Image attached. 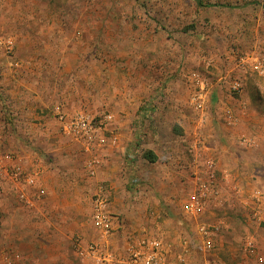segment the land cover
<instances>
[{"label":"rangeland","instance_id":"rangeland-1","mask_svg":"<svg viewBox=\"0 0 264 264\" xmlns=\"http://www.w3.org/2000/svg\"><path fill=\"white\" fill-rule=\"evenodd\" d=\"M3 3L0 37L13 45L0 46V153L29 171L54 160L84 176L87 155L62 133L58 112L90 113L106 141L126 147L123 202L129 221L146 225L131 242L159 234L179 264H264V212L255 215L256 193L264 197V0ZM203 181L218 194L190 218L184 204ZM21 203L9 183L0 193V264L43 257L31 244L38 224ZM202 225L214 232L211 247Z\"/></svg>","mask_w":264,"mask_h":264},{"label":"crops","instance_id":"crops-1","mask_svg":"<svg viewBox=\"0 0 264 264\" xmlns=\"http://www.w3.org/2000/svg\"><path fill=\"white\" fill-rule=\"evenodd\" d=\"M3 1L5 0H0V12L4 7ZM2 39L5 40L6 38ZM251 100L254 101L253 98H250V103ZM246 103H248L247 100ZM229 115L232 116L233 114L229 113ZM235 116L236 114L232 117L237 121ZM116 133L117 131H115ZM115 134L113 135L115 136ZM125 148L123 142L117 141L116 144H112L111 141H107L98 152L101 165L97 169L96 177H91L88 174L86 166L84 167L87 174L84 176L78 172L73 173L72 167L69 169L66 167L61 170L58 163L54 164V160L49 164L45 161H40L39 165L32 166L31 171H40L33 192L39 190L40 193L38 191L37 194L39 195L34 194L31 196L33 199L31 198L29 201L21 203V205L24 208L26 207L24 219L27 221L35 220L38 224L37 231L35 234L33 233L31 244L38 247V255L43 257L41 259L38 258L36 264H82L83 259L78 254L75 245L78 237L81 238L83 235L87 238L90 236L89 242L99 240L98 231L92 219V197L100 181H105L104 183L109 187L110 201L114 200L113 204L111 205L110 203L109 206V210L110 207L112 210L110 212L113 216L114 227L109 248L116 253H123L131 242L129 238L133 236V232L139 229L141 231L146 230V225H139L136 228L137 226L129 221L132 211H129V207H126L123 202V198L126 197L124 195L126 193L124 190L126 189V180L122 178L119 170L123 169L122 154L125 152ZM225 177L229 180L232 178L227 170ZM3 191L4 189L0 193ZM5 198H7L6 195L3 196L4 200ZM222 198L223 196L221 195ZM5 204L6 213H17L11 208L14 207L13 205L7 207L12 204L11 202H6ZM21 217L23 218V216ZM74 235H77L75 242L73 241ZM158 235L157 237H160ZM86 238L82 239L83 243L85 241L88 242ZM21 240L19 245H31L28 241H24L23 237H21ZM173 242L178 243L176 241ZM184 243L188 246L187 241H184ZM166 244L168 243L166 242ZM174 254L175 251H172L173 257H175ZM29 256L31 255L28 254ZM178 256L184 258L182 254H178ZM8 260H11L12 264L18 263L14 259L7 257L3 261L4 264H7ZM19 264L26 263L22 261Z\"/></svg>","mask_w":264,"mask_h":264},{"label":"built area","instance_id":"built-area-1","mask_svg":"<svg viewBox=\"0 0 264 264\" xmlns=\"http://www.w3.org/2000/svg\"><path fill=\"white\" fill-rule=\"evenodd\" d=\"M13 45L12 38H0V46L11 49ZM264 72L263 65L258 67ZM233 88L239 90L241 84L234 82ZM200 103L198 107H202L204 97L202 93L197 96ZM61 123L62 133L82 145L87 155L85 162L88 174L91 177L97 175V169L101 165V159L98 155L99 150L106 144V137L103 133V123L99 126L95 124L94 117L87 112H77L74 115H68L64 112H58ZM106 121H110L112 116L105 117ZM231 119V116H229ZM114 137V136H113ZM117 138H113L115 144ZM243 142H248L244 139ZM242 142V143H243ZM210 164V163H209ZM213 164V163H212ZM211 166V165H210ZM40 171H28L22 163V159L15 158L9 153H0V191L9 183L15 189L18 199L23 202L29 201L36 191V186ZM215 179V173L210 175V180ZM212 183L203 181L200 188L186 201L183 207V213L190 218L198 219L204 215L209 207L211 199L216 197L217 190L212 187ZM42 192V191H41ZM40 193V191L38 192ZM33 199V198H32ZM258 201L255 215H261L264 212V197L261 193H256ZM110 192L109 187L105 183L99 182L95 188L92 197V219L95 228L98 231V241L83 243L81 239L76 242V249L83 260H92L96 264H179L172 256V246L166 244L162 238L152 235H144L141 238L130 242L123 253H116L109 248L110 238L113 235V216L109 210ZM263 219L264 215L259 216ZM199 233L205 240L207 246L211 247L212 240L211 231L206 225L199 227ZM252 239H247L246 248L253 247ZM7 264H12L8 260Z\"/></svg>","mask_w":264,"mask_h":264},{"label":"trees","instance_id":"trees-1","mask_svg":"<svg viewBox=\"0 0 264 264\" xmlns=\"http://www.w3.org/2000/svg\"><path fill=\"white\" fill-rule=\"evenodd\" d=\"M144 157L146 159H148L150 162L154 163L157 161V155H155L153 152L151 151H147L145 154H144Z\"/></svg>","mask_w":264,"mask_h":264}]
</instances>
